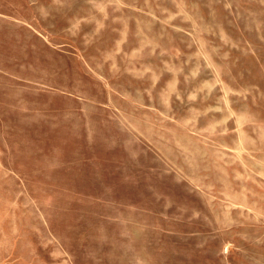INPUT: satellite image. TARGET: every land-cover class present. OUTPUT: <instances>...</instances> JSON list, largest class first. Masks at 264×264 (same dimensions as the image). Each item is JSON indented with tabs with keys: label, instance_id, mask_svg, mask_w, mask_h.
I'll list each match as a JSON object with an SVG mask.
<instances>
[{
	"label": "rangeland",
	"instance_id": "1",
	"mask_svg": "<svg viewBox=\"0 0 264 264\" xmlns=\"http://www.w3.org/2000/svg\"><path fill=\"white\" fill-rule=\"evenodd\" d=\"M0 264H264V0H0Z\"/></svg>",
	"mask_w": 264,
	"mask_h": 264
}]
</instances>
